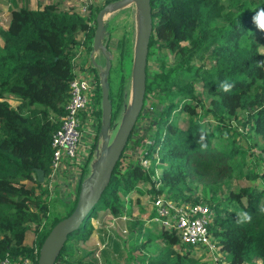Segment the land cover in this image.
I'll return each instance as SVG.
<instances>
[{"label": "trees", "instance_id": "1", "mask_svg": "<svg viewBox=\"0 0 264 264\" xmlns=\"http://www.w3.org/2000/svg\"><path fill=\"white\" fill-rule=\"evenodd\" d=\"M116 1L90 5L83 17L56 10L53 3L30 9L25 2L17 6L10 0L7 26L0 27V261L5 256L27 257L36 264L45 235L75 206L80 183L67 210L50 211L47 189L36 180L35 170L42 171L45 181L51 135L69 96L72 59L82 51L89 55L95 15ZM149 6L146 62L154 61L156 68L146 64L135 122L150 117L144 158L151 166L141 167L130 152L138 147L132 131L106 186L67 236L53 264H86L78 256L69 260L74 244L88 238L94 229L91 219L99 211L106 210L112 217L121 216L125 208L129 212L125 196L139 182L148 186L150 200L161 194L176 204L207 200L212 212L207 229L226 264H264V31L253 21L264 8V0H149ZM79 33L81 41L76 39ZM115 49L117 62L110 63L107 76L116 70L121 73L128 53L124 32ZM83 62L93 70L89 58ZM93 76L99 85L96 73ZM115 80L113 100L108 89L109 125L120 111L124 92V77L118 75ZM225 81L232 85L228 92L220 87ZM8 97L18 103L11 106ZM151 97L156 101L148 104L153 113H142ZM97 113L100 117V109L94 110L98 118L94 142L101 124ZM181 119L185 125L180 124ZM83 171L82 167L81 174ZM239 180L248 184L231 186ZM198 185L203 195L200 200ZM241 213H248L251 222H239ZM152 215L154 211L149 219ZM143 223H134L138 227L132 239L136 246L144 248L152 238L161 243L158 253L148 256L147 264H199L188 247L179 252L172 249L178 243L173 231H153ZM30 224L35 225V240L26 245L23 236ZM102 237L106 244L101 257L111 256L118 263L122 252H113L116 237L106 232Z\"/></svg>", "mask_w": 264, "mask_h": 264}, {"label": "rangeland", "instance_id": "2", "mask_svg": "<svg viewBox=\"0 0 264 264\" xmlns=\"http://www.w3.org/2000/svg\"><path fill=\"white\" fill-rule=\"evenodd\" d=\"M30 1H31V6L29 5V7L32 9H35L33 6L34 0H30ZM44 2L45 3L41 6L38 4L36 8L41 9L44 5H47L50 3L56 4L55 1L53 0H45ZM120 3H125V4L119 5ZM113 6H116L114 7L115 9L112 8ZM0 7H1V4H0ZM56 10L66 11L67 13H69L64 8V6L62 7L57 4H56ZM80 16L87 17V15H80ZM5 18H7V14L0 16V20H2V22L5 20ZM101 25L103 27V30L101 32L99 44L101 46H104L103 48H105V46L107 45L108 49L103 50V53L100 49H97L96 56H95L96 66L95 67L93 66V70L90 69L87 62H83V65L87 67L88 73L92 75H93V72L96 73V75L98 76V80L101 75L105 74L104 70L106 66V59H109V66L111 62L113 64H116L117 51L115 49V43L120 38L123 32L125 33V39L127 38V41H128V53H127V57L126 58L124 57L122 60L123 67L121 69V73L118 72V70H116L115 72L109 73V76H107V73L105 74V80L109 84V98L112 100L114 99V94H115L114 91L117 85V80H115V78H117L118 75H122L124 77V82L122 83L123 91H124L123 99H122L123 102L121 101L120 111L117 114L114 122L111 125H109L108 128L106 129V134L108 135V145H109L112 138L115 136L116 131L127 112V109L131 103V97L133 94L132 64H133V59H134L136 39L138 37V31H139V11L136 6L135 0H122V1L105 6L101 12ZM76 39L78 41L80 40L79 34L76 36ZM91 47H92V42H91ZM260 51H262L261 48H260ZM77 54L79 53L75 54L74 56L75 59L78 58ZM80 55L83 57L81 59L85 61L89 57V55L88 54L86 55L85 52L83 51ZM168 58H169L168 61L170 62L171 56H169ZM98 65H100L99 68L97 67ZM147 66H149L153 70L156 68L155 62L152 60L147 62ZM95 83H96V79H95ZM98 92L100 93V87L96 83L93 89V95L90 97L88 101V105H90L93 108V112L91 115H92V118L95 120L96 119L98 120V118L96 114H94V110L100 109V99H97L99 95ZM8 102L13 107L16 104V102H14V100L10 98L8 99ZM149 102L155 103L156 101L155 99H152V97L149 98V100H147V104L144 106L142 110V113L151 115L153 112H151L150 107L148 106ZM98 117H99V114H98ZM149 118L146 120L144 118H141L139 121L135 122L134 123L135 127L132 129L133 132L131 131L132 132L131 138L136 141L138 140L136 144L138 147L134 146L130 150V152L136 157V159L138 158L140 151L145 150V145L148 142V139H147L148 135H147V131L145 130V128L147 126L146 125L147 121L150 120ZM99 121L101 122V116L99 117ZM180 124L185 125L186 124L185 119H181ZM98 132L99 134L97 135V137H98V142L100 143L95 148L93 155L98 154L99 156H101L103 148H102V143H101L102 141H101V135H100L101 134L100 128L98 129ZM139 141H142L143 146H139L140 145ZM126 150H129V148H127ZM251 151L254 154H257V150L251 148ZM92 160L93 159L91 158L90 161ZM150 166L151 165L147 163V167H143V168L148 169ZM89 171L90 170H89V163H88V166L84 168L83 179L80 180V183L90 175ZM158 175H159V170L155 168L154 177H157ZM30 183L31 182H26V184H30ZM46 183H47L46 181H41V186L44 187ZM235 183H238L239 185L248 184L246 180H239V181H233L231 186H234ZM136 185H137L136 188L128 192V194L125 196L124 206H127L129 208L128 210L129 212H127L125 208V212L121 216L112 217L106 210L99 211L97 213V217L91 219V224L94 227V229L91 231L88 238L85 241L76 242L74 244V248H73L74 254H72V256L69 258L70 261L74 260L78 256L84 262L86 261L87 262L86 264H89L88 262L90 260L93 262L94 259L96 260L95 264H147L148 256H153L158 253L159 247L161 246V243L159 242L158 239L152 238L150 240V243L147 244L146 247L144 248L143 247L139 248L138 246H136L135 242L132 240L136 236V230L138 228L137 225L134 224L136 223V221L144 222L143 226L150 228L153 231H156L158 229V224L152 221L148 222L149 214L152 212V207L150 203V195L146 192L148 190V186L143 182H139ZM196 189H197V195L199 197V200L201 199V196L203 199L201 186L198 185ZM224 189L225 188L223 187L222 190ZM58 192H59V195H57L56 194L57 191L54 190V192L52 193V197L49 198L50 202L48 205H49L50 211H56V212L61 213V211L67 210L68 206H70V204L73 202V201L71 202V200L74 198L75 192L73 191L65 192L64 189H61V191L59 190ZM119 196H122V195L120 194ZM66 200L70 202H66ZM203 202L205 203L207 202V200ZM210 212H211V209H210ZM50 214H52V212H50ZM134 227L135 228L137 227V228L134 229ZM34 229H35V225L30 224L29 229L26 230L29 232L30 238H32L34 235ZM104 232H106L107 235L116 237L117 239L116 240L117 248L113 252H116V254L119 251L122 252L121 253L122 257H120V259L116 261L118 263H114L113 257L111 256L105 257V260L101 257L100 251L102 250V248H104V245L106 244L105 242L106 239L102 237ZM185 247L186 246H183L182 244L177 243L172 246V249L176 252H179L180 250L182 251L183 248ZM189 254L199 264H226V262L223 259L224 255L222 252L219 251V247L211 249V250L210 249L207 250L206 248H199L196 250L192 248L190 249ZM219 254H221L222 258L216 260ZM58 264H62V263L58 262ZM255 264H258V263H255Z\"/></svg>", "mask_w": 264, "mask_h": 264}, {"label": "built area", "instance_id": "3", "mask_svg": "<svg viewBox=\"0 0 264 264\" xmlns=\"http://www.w3.org/2000/svg\"><path fill=\"white\" fill-rule=\"evenodd\" d=\"M105 0H64V8L69 13L88 15L90 5L102 4ZM80 40L83 39L79 33ZM73 77L68 82L69 96L64 104L63 115L59 118V125L51 135L52 148L49 172L44 179L47 183L46 197H52L54 190L73 191V181L80 175L90 150L95 146L96 135L95 119L92 118L93 108L88 105L93 89L96 85L92 74L87 67L75 57L72 59ZM148 143V142H147ZM94 144V145H93ZM86 150H82L81 147ZM142 150L137 158L141 167H147L148 160L144 158ZM77 182V181H76ZM75 182V184H76ZM64 192V193H65ZM61 196V195H60ZM154 215L149 219L158 224V229L173 231L178 237V243L188 249L218 248L207 229L211 221L210 209L201 202L172 203L164 195H157L150 200ZM221 254L217 259H221ZM0 264H33L27 257L16 259L5 256Z\"/></svg>", "mask_w": 264, "mask_h": 264}, {"label": "water", "instance_id": "4", "mask_svg": "<svg viewBox=\"0 0 264 264\" xmlns=\"http://www.w3.org/2000/svg\"><path fill=\"white\" fill-rule=\"evenodd\" d=\"M135 2L139 11V31L132 64L133 94L131 97V103L115 136L108 145L106 129L108 128L110 121V102L108 100L109 86L105 80V74L109 70V59H106L105 74L101 75L99 78L101 109L100 135L102 136L101 143L104 153L97 162L90 176L80 183V191L72 211L67 216L57 221L43 238L38 249L36 264H53V261L64 244L67 236L76 230L86 211L98 199L125 147L127 139L140 112L144 93L145 67L147 64L146 56L148 38L151 31V19L149 0H135ZM102 9H100L95 15V29L92 37V43L94 46L99 43L101 32L103 30L101 25ZM35 175L37 181H42L43 174L41 170H35Z\"/></svg>", "mask_w": 264, "mask_h": 264}, {"label": "crops", "instance_id": "5", "mask_svg": "<svg viewBox=\"0 0 264 264\" xmlns=\"http://www.w3.org/2000/svg\"><path fill=\"white\" fill-rule=\"evenodd\" d=\"M45 0H43V1H41V0H34V8H36L37 7V5L39 4L40 6L41 5H43L45 2H44ZM53 1H55V3L57 4V5H60V6H62L63 7V5H64V0H53ZM0 2H2V3H0L1 4V7H0V16L1 15H4V14H7V18H5V20L2 22V20H0V27L1 28H6V26H7V23H8V18H9V10H10V7H11V3H10V0H2V1H0ZM14 2L17 4V6H20V5H22L23 4V2H25L26 3V5H27V7L28 8H30L29 7V5L31 6V1L30 0H14ZM51 4V3H50ZM54 4V3H53ZM55 4V5H56ZM30 9H32V8H30ZM2 45V40H1V38H0V46ZM104 46H101L99 43L96 45V46H94V44L92 43V49H91V51L89 52V60H90V62L92 63V66H96V63H95V60H96V58H95V56H96V52H97V49H100L101 51H102V53H103V50H105V48H103ZM77 60L78 61H80V63L81 64H83V61L84 60H82L81 58H83L80 54H77ZM98 68L100 67V65H98L97 66ZM12 99V100H14V102H16V104L18 103L17 102V100H15L14 98H12V97H8V99ZM8 99H7V101H8ZM9 103V102H8ZM10 104V103H9ZM15 104V105H16ZM14 105V106H15ZM99 140H100V138H99ZM101 140H102V136H101ZM99 143L100 142H98V138H97V140H96V144H95V146L90 150V153H89V155H88V157H87V159L85 160V164H84V166H82L83 168H86V166H88V163H89V174H91V172L93 171V169L95 168V166H96V164H97V162L100 160V158L102 157V155H103V153H104V151H102V154H101V156H99L98 154H94L93 155V152H94V150H95V148L99 145ZM82 148V150H86L83 146L81 147ZM93 159L92 161H90V159ZM82 167H81V172H82ZM88 174V175H89ZM87 175V176H88ZM90 176V175H89ZM88 176V177H89ZM87 177V178H88ZM87 178H85V179H87ZM76 180H74L73 181V186H75V188H74V190H73V192H75V190H76V186H77V184L78 183H80V180H82L83 179V173L81 174L80 173V175H77L76 176V178H75ZM84 179V180H85ZM77 181V182H76ZM75 182H76V184H75ZM73 194V193H72ZM66 201H68V200H66ZM29 229V228H28ZM34 240H35V234L33 235V237L32 238H30V236H29V232L28 231H25V233H24V236H23V242L24 243H26V245H33V242H34ZM255 263H258L259 264V261H255Z\"/></svg>", "mask_w": 264, "mask_h": 264}, {"label": "clouds", "instance_id": "6", "mask_svg": "<svg viewBox=\"0 0 264 264\" xmlns=\"http://www.w3.org/2000/svg\"><path fill=\"white\" fill-rule=\"evenodd\" d=\"M253 21H254V23H256L258 25V27L262 31H264V8H261L256 12V15L253 17ZM220 87L224 92H228L231 89L232 85L225 81V82L221 83ZM261 211H264V209H261ZM239 222H241V223L251 222V216L248 213H241L240 218H239Z\"/></svg>", "mask_w": 264, "mask_h": 264}, {"label": "bare ground", "instance_id": "7", "mask_svg": "<svg viewBox=\"0 0 264 264\" xmlns=\"http://www.w3.org/2000/svg\"><path fill=\"white\" fill-rule=\"evenodd\" d=\"M125 3H120L119 5H124ZM116 5H118V4H116ZM114 7H116V6H113L112 8L113 9H115ZM117 9V8H116Z\"/></svg>", "mask_w": 264, "mask_h": 264}]
</instances>
